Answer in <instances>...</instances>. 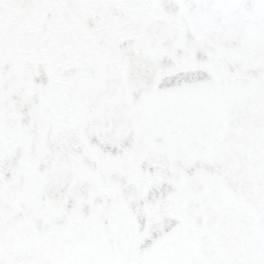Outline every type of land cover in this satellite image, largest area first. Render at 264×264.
I'll use <instances>...</instances> for the list:
<instances>
[{
    "label": "water",
    "instance_id": "obj_1",
    "mask_svg": "<svg viewBox=\"0 0 264 264\" xmlns=\"http://www.w3.org/2000/svg\"><path fill=\"white\" fill-rule=\"evenodd\" d=\"M0 264H264V0H0Z\"/></svg>",
    "mask_w": 264,
    "mask_h": 264
}]
</instances>
